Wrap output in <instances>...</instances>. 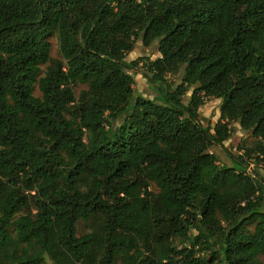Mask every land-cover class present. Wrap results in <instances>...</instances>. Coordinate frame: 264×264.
Here are the masks:
<instances>
[{
	"label": "trees",
	"instance_id": "16d2710c",
	"mask_svg": "<svg viewBox=\"0 0 264 264\" xmlns=\"http://www.w3.org/2000/svg\"><path fill=\"white\" fill-rule=\"evenodd\" d=\"M137 40L160 56L128 61ZM235 123L255 144L221 164ZM253 157L264 0H0V264H264Z\"/></svg>",
	"mask_w": 264,
	"mask_h": 264
},
{
	"label": "rangeland",
	"instance_id": "374dc122",
	"mask_svg": "<svg viewBox=\"0 0 264 264\" xmlns=\"http://www.w3.org/2000/svg\"><path fill=\"white\" fill-rule=\"evenodd\" d=\"M52 43V56L55 58H62L59 49V41L57 35L53 34L50 38ZM160 56L158 49V42L155 41L151 46H145L141 40H137L134 46V50L127 54L126 59L128 61H134L140 58H150L156 59ZM139 70L132 69L129 72L133 74L135 79L134 88L136 93H140L147 98H153L156 95V92L151 88L149 82L144 77L142 62L139 64ZM169 81L171 84H178L180 82L179 74H171L169 76ZM87 86L81 84L75 88L76 94L78 95L82 89H85ZM36 95H40L38 88L35 90ZM191 92H189L184 100L187 102L189 100ZM200 118L205 127H210L212 132L214 130V125L219 120L220 117V100L216 98H209L206 102L200 107ZM235 128L232 132L230 139L224 142V145H215L211 148V151L218 157V160L221 164L231 165V158L229 154L239 156L243 154L246 147H252L255 144V138L252 136L250 131H244L241 129L240 125L235 123L232 125ZM250 159L248 171L257 172V174L264 178V163L259 165ZM154 191H157V188L153 187ZM86 223L82 222L79 226L80 233H83L87 230ZM251 228H254V224L251 225ZM42 264H53L52 261L47 258ZM120 264V262L116 263Z\"/></svg>",
	"mask_w": 264,
	"mask_h": 264
}]
</instances>
